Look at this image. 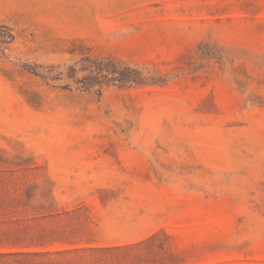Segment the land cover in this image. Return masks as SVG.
<instances>
[{
    "label": "rangeland",
    "instance_id": "rangeland-1",
    "mask_svg": "<svg viewBox=\"0 0 264 264\" xmlns=\"http://www.w3.org/2000/svg\"><path fill=\"white\" fill-rule=\"evenodd\" d=\"M0 264H264V0H0Z\"/></svg>",
    "mask_w": 264,
    "mask_h": 264
}]
</instances>
